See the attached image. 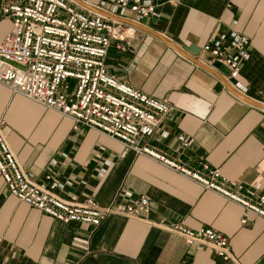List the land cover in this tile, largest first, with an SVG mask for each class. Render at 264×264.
Wrapping results in <instances>:
<instances>
[{"label": "crops", "instance_id": "1", "mask_svg": "<svg viewBox=\"0 0 264 264\" xmlns=\"http://www.w3.org/2000/svg\"><path fill=\"white\" fill-rule=\"evenodd\" d=\"M100 0H71L88 10ZM0 0V41L10 31ZM158 18L134 28L124 49L112 44L109 74L141 92L167 99L171 111L148 139L191 165L206 162L231 181L264 191V109L243 101L218 68H210L185 46L198 48L223 30L250 40L240 67L245 97L264 102V0H164ZM182 51L183 53H181ZM3 133L21 168L36 179L46 173L70 180L60 194L69 201L94 198L107 206L125 201L124 191L150 201L148 221L110 215L93 229L63 223L12 196L0 174V264H264V219L148 158L108 135L74 128L70 118L48 109L0 82ZM169 132L167 138L158 135ZM191 139L181 151L176 136ZM61 153H65L63 157ZM51 160L56 164L52 165ZM108 161L109 165L105 166ZM105 166L101 176L99 170ZM180 221L209 227L228 238L233 260L212 249L197 250L158 223ZM76 235L89 237V251L73 248Z\"/></svg>", "mask_w": 264, "mask_h": 264}, {"label": "built area", "instance_id": "2", "mask_svg": "<svg viewBox=\"0 0 264 264\" xmlns=\"http://www.w3.org/2000/svg\"><path fill=\"white\" fill-rule=\"evenodd\" d=\"M164 0H100L95 10H82L71 0H3L1 13L11 29L0 41V82L12 92L70 118L74 128L96 129L171 170L197 182L204 189L237 203L243 219L252 213L264 219V191L257 183L243 186L231 181L206 162L191 165L180 152L153 145L148 139L171 111L167 99L151 97L108 73L105 58L109 47L124 49V41L134 33L125 24H143L146 18H158ZM250 40L233 30H223L201 47L204 65L218 63L227 69L224 79L241 96L247 87L239 80L240 67L249 57ZM16 63V65L10 63ZM264 109V102L262 103ZM0 119V174L9 193L63 223L71 221L96 229L114 214L148 221L150 201L145 195L124 191L125 201L102 206L87 196L69 201L60 191L72 181H59L46 173L36 179L19 165L3 133ZM159 137L169 132L160 129ZM183 151L191 139L176 136ZM63 157L65 153H61ZM55 165L56 161L51 160ZM105 166L109 165L106 161ZM105 166L99 175L105 172ZM183 238L197 250L210 248L223 260H233L228 238L209 228H190L180 221L158 223ZM73 248L89 251V237L76 235Z\"/></svg>", "mask_w": 264, "mask_h": 264}, {"label": "water", "instance_id": "3", "mask_svg": "<svg viewBox=\"0 0 264 264\" xmlns=\"http://www.w3.org/2000/svg\"><path fill=\"white\" fill-rule=\"evenodd\" d=\"M91 10H95L93 7H90ZM184 50H186L187 52H189L192 56H197L199 54V51H198V48L195 47L194 45H188V46H185L184 47ZM181 53H183L182 51H180ZM14 65H16V63H13V62H10ZM214 67L218 68L219 70L222 71V73L226 74L227 73V69L221 65V64H218V63H215L214 64ZM240 98L247 102V103H250L252 105H256L258 107H262V103L258 102V101H255V100H252L250 98H247L245 96H240Z\"/></svg>", "mask_w": 264, "mask_h": 264}]
</instances>
